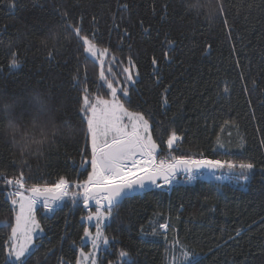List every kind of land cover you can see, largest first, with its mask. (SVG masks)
Listing matches in <instances>:
<instances>
[{
  "label": "trees",
  "instance_id": "trees-1",
  "mask_svg": "<svg viewBox=\"0 0 264 264\" xmlns=\"http://www.w3.org/2000/svg\"><path fill=\"white\" fill-rule=\"evenodd\" d=\"M68 24L109 49L102 66ZM13 53L19 64L10 68ZM129 59L134 82L123 72ZM101 72L119 89L130 85L126 106L149 118L160 157L175 131L171 155L255 167L244 189L197 180L124 200L105 225L98 264H166L179 245L198 264H264V0H0V172H22L26 189L61 176L85 181L91 168L81 164L87 133L77 101L85 79L93 97L111 98ZM9 123L55 144L22 162L6 139ZM11 187L0 179V264L15 217ZM38 209L43 236L27 264H76L89 212L81 197L49 214Z\"/></svg>",
  "mask_w": 264,
  "mask_h": 264
},
{
  "label": "snow or ice",
  "instance_id": "snow-or-ice-1",
  "mask_svg": "<svg viewBox=\"0 0 264 264\" xmlns=\"http://www.w3.org/2000/svg\"><path fill=\"white\" fill-rule=\"evenodd\" d=\"M225 26H228L227 21H225ZM67 27L74 31L76 37L82 41L84 53L93 57L97 56L96 43L82 34L79 25L68 24ZM51 39H56V35L53 34ZM169 43L173 42L169 41ZM108 51V48H104L99 55L103 57ZM167 55L165 53L166 58ZM152 63L155 66L157 61L153 59ZM18 64L17 55L13 53L9 67L15 68ZM128 64L129 67H124L123 72L128 82H134L132 69L135 65L131 59ZM100 80L104 81L109 90L110 99L100 95L99 91L93 97L87 87L89 82L85 79L82 82L85 86L80 88L81 95L77 101L80 105L81 123L86 124L87 133L81 164L84 171H88L89 163L91 168L85 181L72 183L66 177L61 176L54 186L34 184L26 189V179L22 172L15 178H7L4 172H0V179L7 185H16L18 189L15 192H9L8 196L19 197V212L15 215V225L11 227L5 264H27V258L33 252V234L43 231L34 214L39 211L36 206L41 201L46 212H54L65 197L70 195L74 203L77 202V197H82L85 208H89L90 202L95 201V211L88 215L87 220H96V232L92 235L85 228L84 237L90 239L93 249H97L101 241L105 245L109 243L102 230L103 222L113 217L123 200L132 194L150 186L163 188L164 185L171 184L180 172L186 174L188 181H192L196 179L200 169L213 172L226 169L238 181L246 182L249 178L248 174L254 169L252 162L244 161L177 155H165L164 158H160L158 142L150 131L149 118H146L140 111L130 110L126 106L130 103V85L126 84L119 89L123 96H118V89L114 86V82L105 80L103 72L100 73ZM73 81L74 87L81 83L78 70L73 75ZM99 87L102 85H97V88ZM224 91L227 92L228 88L225 87ZM179 139L175 131H172L166 141L168 149H173ZM261 146L264 147V142ZM89 152L90 161L86 159ZM215 179L219 180L221 177L216 176ZM158 181H163V184ZM72 187L77 189L76 193H71ZM20 190H26L31 195L26 197ZM12 203L17 204V200H12ZM159 227L167 229L168 225L161 223ZM18 234L23 237L22 241H17ZM174 244L179 245V242L176 241ZM179 247L180 255L173 258V264H198L197 254L189 253L182 245ZM13 256L14 259H12ZM81 256L84 257V254L81 253ZM119 256L124 258L128 256V253L120 251ZM84 259H90L91 264H96L94 257H84ZM77 264H82V261L77 260Z\"/></svg>",
  "mask_w": 264,
  "mask_h": 264
},
{
  "label": "rangeland",
  "instance_id": "rangeland-1",
  "mask_svg": "<svg viewBox=\"0 0 264 264\" xmlns=\"http://www.w3.org/2000/svg\"><path fill=\"white\" fill-rule=\"evenodd\" d=\"M101 51L102 50L98 49L97 56H95V57H93V56H91L90 54H87V53H85V54L89 58L94 60L98 65L102 66L103 63H104V60L106 59V54H104V56L101 57L99 55V53ZM116 88L118 89V92H119V88L118 87H116ZM170 151L171 150L168 149V151H166L165 154L163 156H161L160 158H164L165 155L170 154ZM216 176H220L221 179H219V180L215 179ZM197 180H200V181H212V182H216V183H219V184L229 183V184L233 185L234 187H239L241 189H244L246 187V185H247V181L246 182L243 181V180L238 181L235 178L234 175L228 173V171H225V169L217 170V171H214V172L213 171L211 172V171L207 170L206 172L197 173L196 179H194L192 181H188L186 174H180L178 176V178L174 179V181H172V182H174V184L177 185V186H179V185L190 186ZM17 190L18 189H16L15 187L14 188L11 187L9 192H15ZM23 195L27 197V195H25V194H23ZM68 197H65V199L68 198ZM8 200L10 201V204H11L12 208L15 210V215H16V213L19 212V197H16V196L8 197ZM12 200H17V204L14 205L12 203ZM36 207L37 208H39V207L42 208L44 210L45 214H49L50 213V212H46L45 211V209L42 206V202L37 204ZM87 211H89V212L82 219V223L85 225V228H87L88 231L92 235H95V232H96V220L95 219H93L91 221L87 220L88 215L90 213H94L95 209H91V210H87ZM34 214L36 216V212ZM108 220L104 221L103 224H102V230L103 231H104L105 225L107 224ZM14 225H15V217H14L13 226ZM10 236H11V234H10ZM42 236H43V232L42 231H38V232L33 234V240H32V245L34 246L33 249L35 248V240L37 238L42 237ZM22 240H23V237L18 234L17 241H22ZM9 244H10V242H9ZM9 244H8V246H9ZM106 247H107V245H105L103 243V241H101L100 245H99V248L93 249L92 244L90 242V239L87 238V237H84V235H83V238L81 240V244L78 247L77 260H81L82 264H91L90 259H84V257H94L96 259V264H98V258L101 255V252H103L106 249ZM81 253L84 254V257L81 256ZM7 254L8 253H7V248H6V257H7ZM179 255H180V247H176V249H174V251L171 252L170 256H168L166 264H173V258L176 257V256H179ZM12 259H14V256L12 257ZM76 264H77V261H76Z\"/></svg>",
  "mask_w": 264,
  "mask_h": 264
},
{
  "label": "clouds",
  "instance_id": "clouds-1",
  "mask_svg": "<svg viewBox=\"0 0 264 264\" xmlns=\"http://www.w3.org/2000/svg\"><path fill=\"white\" fill-rule=\"evenodd\" d=\"M6 139L19 154L22 162L40 156L43 152L55 144V139L51 136H31L30 133L22 132L19 125L9 123L7 125Z\"/></svg>",
  "mask_w": 264,
  "mask_h": 264
},
{
  "label": "water",
  "instance_id": "water-1",
  "mask_svg": "<svg viewBox=\"0 0 264 264\" xmlns=\"http://www.w3.org/2000/svg\"><path fill=\"white\" fill-rule=\"evenodd\" d=\"M168 155H171V154H168ZM206 171H207V169H200V170L198 171V173H200V172H206ZM216 171H217V170H216ZM211 172H212V171H211ZM180 174H184V173H183V172L177 173L175 179H177L178 176H179ZM158 183L163 184V181H159ZM175 186H177V185H175L174 183H171V184H169V185H164L163 188H156V187H154V186H150L149 188H147V189H145V190H143V191H138L137 193L132 194L130 197H127V198H125L124 200H126V199H128V198H132V197H137V196L140 197V196H142L143 194H145V193H147V192H149V191H152V190H155V191H162V192H168V193H169V192L171 191V189H172L173 187H175ZM20 191H21L23 194L27 195V196H30V195H31V193L28 192V191H26V190H20ZM124 200H123V201H124ZM41 202H42V201H41ZM81 202H82V207H83L85 210H91V209H95V208H96L95 201H91V202H90V207H89V208H85V207H84L82 197H81ZM105 205H106V202H105ZM163 230H165V229H163Z\"/></svg>",
  "mask_w": 264,
  "mask_h": 264
},
{
  "label": "bare ground",
  "instance_id": "bare-ground-1",
  "mask_svg": "<svg viewBox=\"0 0 264 264\" xmlns=\"http://www.w3.org/2000/svg\"><path fill=\"white\" fill-rule=\"evenodd\" d=\"M174 181V180H173ZM172 183H174V182H172Z\"/></svg>",
  "mask_w": 264,
  "mask_h": 264
}]
</instances>
